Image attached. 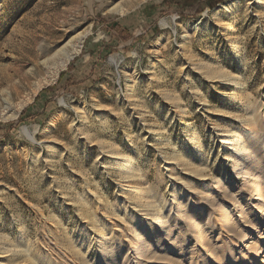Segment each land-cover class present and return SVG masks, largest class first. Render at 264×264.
<instances>
[{"label":"rangeland","instance_id":"374dc122","mask_svg":"<svg viewBox=\"0 0 264 264\" xmlns=\"http://www.w3.org/2000/svg\"><path fill=\"white\" fill-rule=\"evenodd\" d=\"M178 1L0 0V252L21 250L0 263L42 264L37 254L49 242L58 264H78L67 258L82 244L98 258L95 233L109 220L120 232L132 228L124 196L138 189L148 191L144 205L160 195L170 202L174 174L185 187L194 177L205 193L191 214L223 250L212 264H264V214L233 222L247 241L220 215L228 205L249 215L241 169L264 181V0H239L233 10L228 0L199 15V5L183 11ZM82 35L63 67V49L75 52ZM43 91L46 107L37 102ZM236 139L258 150L241 167L231 156ZM206 182L215 193L208 203ZM185 210L150 242L154 264H184L186 248L199 252Z\"/></svg>","mask_w":264,"mask_h":264},{"label":"bare ground","instance_id":"6f19581e","mask_svg":"<svg viewBox=\"0 0 264 264\" xmlns=\"http://www.w3.org/2000/svg\"><path fill=\"white\" fill-rule=\"evenodd\" d=\"M227 4L228 5L226 7L229 10H233L239 4V0H230ZM113 10L121 11L122 8H121V6H116L113 8ZM162 23H163V26H168V23L166 21H163ZM85 36L86 35H82L77 40V45L74 46L75 52H70L69 50L65 51L63 49L64 52L61 54V57H63V59H64V61H62L63 67H65L67 65V63L73 58L74 53H77L80 51V49L82 48L83 38ZM184 37H188V36H184ZM61 52H62V50H61ZM221 78H227V76H222ZM130 89H131V87L129 88V90ZM258 114H260V113L259 112L254 113L255 116ZM261 118L264 119V112H263ZM23 132L32 142L36 143L35 137L33 136V134L30 133L28 128H24ZM233 137H235V136H233ZM225 140H226V142H229L228 141L229 139H225ZM230 146H231L230 150L232 152L231 156L233 157L234 164L236 167H241L240 165H243L247 162L252 161L253 157L256 156L258 153V150H253L254 147H257V146H255L254 144H248L246 142L238 143L237 139ZM118 155H119V153H118ZM130 169H132V168H130L128 166L127 171H130ZM241 170H242L241 174L245 178V183L243 185L245 186V188L247 187L248 190H250V192H251L250 196L246 200L247 201L246 202V207H247L246 210L249 213V215L248 216L245 215L246 211H244L242 207H240V209H239V208H236V206H235V208L237 209L236 210L235 208L231 207L230 205L226 206V209H223L220 212L221 217L222 218L224 217L226 220L225 227L226 228L232 227V230L235 231L236 234L239 233V231L237 230V227H235L233 224V222L235 223L236 219H237V222L240 220L244 221V219L254 217L255 213H258V215L264 214V192H263L264 188L261 187V185L264 183L263 179H260V178L254 179L255 175L251 171H246L244 169H241ZM262 173H264V172H262ZM193 174H195V172ZM131 175H132V173H131ZM125 176L127 177V174ZM260 176H261V174H260ZM136 178H138V177H136ZM170 179L174 180V182H173L174 184L172 185L173 186L174 199L172 201H170V202L167 201V203H166L165 196L160 195L159 197L156 196V198L153 202H148L147 205H144V204H142L141 199H142V197L144 198L148 194L147 193L148 191H140L138 189L136 190V193L139 194V196L137 198H132V197L128 198L127 195L124 196V199H127V201L129 202V205L128 204H126V205H128L127 207H130L131 212H128L129 213L128 215L130 218H132L131 219L132 223H130L132 228L120 232V231L116 230L115 226H117V225L115 223H113L112 220L108 221V224L103 228V230H101V232L97 231V233H95V231L92 230L94 227H89V228H91L90 232L93 231L95 233V238L99 242V250H98L99 257L94 259L90 253L91 245L87 247V250H84V249H86L84 244H82L80 246L78 245V247H74V251L71 253V257L74 256L75 259L81 257L80 258L81 261H78V264H145L144 261H146L147 264H154L156 262V256L154 253L152 254V252H151L150 242L154 243L153 239L157 238V236L160 233L162 234L164 232V233H167L169 235L170 231H169L168 227L170 226V224L172 222H174V219L177 220L180 217V213L182 212L181 210L183 207H185L186 216L185 217L183 216V218H185V220H184L185 224L188 225L187 239L191 240V239H194L197 237L200 241L199 242L200 243V248H199L200 250H199V252H194V249L186 248V249H188L189 252L185 253L183 255L182 261H184V264H212V261H215V260H218L219 262H221V259H220L221 257L219 255H216V253L217 254H219L220 252L222 253L223 250L219 246L214 248L212 245V242H210L209 240L206 239L204 232L201 229V227L193 224L194 218H193V215L191 213H193L194 210L197 208V203L195 202L194 197L196 195L203 193V192L198 191L195 188L197 186L195 184L194 177H193V179H191L190 184L187 187H185L186 185L184 186V184L183 185L180 184L179 179L174 174H172ZM220 184H221V182H218V185L216 186L217 189L219 188ZM229 184H230L231 188L232 187L233 188L239 187L237 185V182L235 179H232L231 182H229ZM128 186H130V185H128ZM131 187H132L131 189L135 188L133 185H131ZM139 188L141 189V187H139ZM208 188L209 187L207 186V182H206L204 188H202V189L203 190L206 189L205 191H207L208 194H210L212 197V198L209 197V199H207L205 201L206 203H208L211 200L214 201V199H215L214 198L215 193H212L211 190H208ZM203 194H205V193H203ZM132 195H134V194H132ZM122 196H123V194H122ZM179 200L181 202H178ZM164 202H165V204H163ZM212 203H211V205H212ZM106 207L109 208V206H106ZM104 214H105V212H104ZM140 214H144L147 217L149 216L150 219H147V218L141 216ZM185 214H183V215H185ZM106 216H107V214H106ZM124 219H125V217H124ZM87 223H88V221H87ZM206 224L208 227H210V230L208 229L206 231H208L209 233H210V231H213V228H212L213 226H211V225L209 226V221ZM120 225H122V224L120 223ZM92 226H93V224H92ZM112 226H114L113 230H110L109 228ZM108 229L110 230V232L108 234V235H110V237H109L110 239L105 240L104 238H106V236H107V234L105 232ZM125 229H127V228H125ZM102 235H104V238ZM239 236H240V238L243 237V235L241 233H239ZM243 239H244V241L248 240L247 237H243ZM216 241H218V240L216 239ZM29 242L30 241H28V243ZM125 242L128 245L129 250H128V254L126 256L122 257L120 255V252L123 249V246H124L123 243H125ZM221 242H222V240H221ZM49 243L45 244V247H44V249H46V251H49V252H47L46 255H43V253L42 254L39 253L37 255L42 257V261H41L42 264H58L60 258H59V256L53 255V253H52L53 250L52 251L48 250V244ZM9 244H10V242H9ZM90 244H91V242H90ZM225 245H227V246L229 245V247H231V248H236V244L230 238L227 241H225ZM13 247H14V245H13ZM23 248H24V246H23ZM14 249L9 250V251L4 250V252L3 251L0 252V260L8 258L10 256V254H14V255H16V253L19 254L18 251L20 249L19 250L17 249L18 251H14ZM59 255H61L63 257H68L67 251L62 250L61 248L59 249ZM75 259H73V257L71 259L67 258V260L70 261V263H73L74 262L73 260H75ZM16 261H17V259H16ZM160 261H162L163 264H170V263H174L176 260L170 259L167 257H163ZM234 261H237V260L234 259ZM2 262H4V263H0V264H7L5 261H2ZM10 264H11V261H10ZM21 264H23V263H21ZM27 264H28V262H27ZM75 264H77V263H75ZM182 264H183V262H182ZM225 264H231V263L228 262Z\"/></svg>","mask_w":264,"mask_h":264},{"label":"trees","instance_id":"16d2710c","mask_svg":"<svg viewBox=\"0 0 264 264\" xmlns=\"http://www.w3.org/2000/svg\"><path fill=\"white\" fill-rule=\"evenodd\" d=\"M226 1H228V0H220L219 2L218 1L215 2V0H213V1L212 0H205V1H203V0H180V1L176 2V4L179 6L178 8L181 9V10L183 9V11L186 8H189L190 9V8L195 7L196 5H199L200 6L199 9H197V13L199 15V14H201L203 12L204 7L205 8L208 7L210 9H213L218 4H220L222 2H226ZM186 2H189V4L188 5H185L184 3H186ZM202 5H204V6L201 9ZM181 14L183 15V13H181ZM46 92L47 91H45V92L43 91L40 94V96L37 98V102L40 100L41 96H43Z\"/></svg>","mask_w":264,"mask_h":264},{"label":"crops","instance_id":"0c3cea01","mask_svg":"<svg viewBox=\"0 0 264 264\" xmlns=\"http://www.w3.org/2000/svg\"><path fill=\"white\" fill-rule=\"evenodd\" d=\"M45 95V94H44ZM44 95L43 96H41V98H40V100L38 101L40 104H42L43 105V107L45 106L46 107V104H48L46 101H44L43 99H44Z\"/></svg>","mask_w":264,"mask_h":264}]
</instances>
